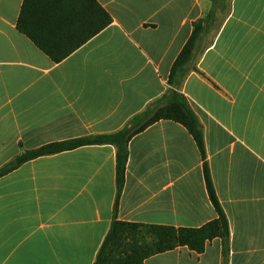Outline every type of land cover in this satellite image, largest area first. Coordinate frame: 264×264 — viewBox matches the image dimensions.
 I'll return each mask as SVG.
<instances>
[{"label": "crops", "instance_id": "obj_1", "mask_svg": "<svg viewBox=\"0 0 264 264\" xmlns=\"http://www.w3.org/2000/svg\"><path fill=\"white\" fill-rule=\"evenodd\" d=\"M112 24L60 63L17 28L23 0H0V168L23 150L110 134L168 90L172 65L211 0H97ZM182 93L198 116L229 264H264V0H226ZM116 150L81 147L0 178V264H93L113 221ZM188 131L159 121L129 143L117 219L200 228L217 218ZM222 240L145 264H222Z\"/></svg>", "mask_w": 264, "mask_h": 264}, {"label": "trees", "instance_id": "obj_2", "mask_svg": "<svg viewBox=\"0 0 264 264\" xmlns=\"http://www.w3.org/2000/svg\"><path fill=\"white\" fill-rule=\"evenodd\" d=\"M212 8L193 24V32L174 61L167 92L146 110L134 116L124 128L110 133L52 142L36 149L23 150L18 165L40 157L72 151L93 145H111L116 150V198L113 221L93 264H145L151 256L187 247L201 254L208 242L222 240V264H229L230 227L216 195L207 162L204 132L198 116L182 93L192 72L202 74L193 62L203 37L218 21V13L226 8V0H211ZM112 17L97 0H23L17 30L28 37L54 63H60L112 24ZM203 75V74H202ZM159 121L182 125L195 141L203 161V172L209 199L217 218L200 228H175L119 221L117 212L126 181L129 143ZM17 166L0 168V178Z\"/></svg>", "mask_w": 264, "mask_h": 264}, {"label": "water", "instance_id": "obj_3", "mask_svg": "<svg viewBox=\"0 0 264 264\" xmlns=\"http://www.w3.org/2000/svg\"><path fill=\"white\" fill-rule=\"evenodd\" d=\"M18 165V161L17 160H14L12 163H11V166H17Z\"/></svg>", "mask_w": 264, "mask_h": 264}]
</instances>
